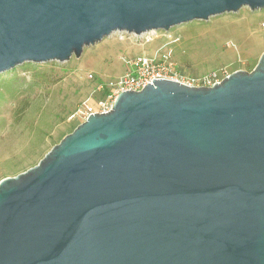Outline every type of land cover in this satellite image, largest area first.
Returning a JSON list of instances; mask_svg holds the SVG:
<instances>
[{
    "label": "water",
    "instance_id": "water-1",
    "mask_svg": "<svg viewBox=\"0 0 264 264\" xmlns=\"http://www.w3.org/2000/svg\"><path fill=\"white\" fill-rule=\"evenodd\" d=\"M264 0H0V74ZM125 91L0 181V264H264V52L212 87Z\"/></svg>",
    "mask_w": 264,
    "mask_h": 264
},
{
    "label": "rangeland",
    "instance_id": "rangeland-1",
    "mask_svg": "<svg viewBox=\"0 0 264 264\" xmlns=\"http://www.w3.org/2000/svg\"><path fill=\"white\" fill-rule=\"evenodd\" d=\"M171 31L176 42L166 49L184 78L251 72L264 52V9L244 7ZM155 32L149 43L147 35L115 32L84 48L78 59L24 63L1 73L0 181L36 166L81 124L75 114L83 104L96 108L104 102L107 83L125 72L124 60L153 56L165 43L163 33ZM99 84L102 89H97Z\"/></svg>",
    "mask_w": 264,
    "mask_h": 264
},
{
    "label": "built area",
    "instance_id": "built-area-1",
    "mask_svg": "<svg viewBox=\"0 0 264 264\" xmlns=\"http://www.w3.org/2000/svg\"><path fill=\"white\" fill-rule=\"evenodd\" d=\"M162 33L165 43L155 51L153 56L141 54L132 59L124 60L125 72L107 83L109 92L104 102H98L96 108L88 104L82 105L75 114L80 123L85 122L90 115L110 111L115 98L120 93L125 91L140 92L146 84L152 85L153 80L175 81L188 87H212L229 76L222 71L221 73H209L199 78H184L171 60V51L166 49L167 46L176 42L174 39L175 34L171 30ZM155 35H157L156 32L147 35L145 42H151ZM88 78L92 79V76L89 75ZM97 89H102V85L99 84Z\"/></svg>",
    "mask_w": 264,
    "mask_h": 264
},
{
    "label": "bare ground",
    "instance_id": "bare-ground-1",
    "mask_svg": "<svg viewBox=\"0 0 264 264\" xmlns=\"http://www.w3.org/2000/svg\"><path fill=\"white\" fill-rule=\"evenodd\" d=\"M152 34H155V32L154 31H151L149 33H145L144 35H152Z\"/></svg>",
    "mask_w": 264,
    "mask_h": 264
}]
</instances>
